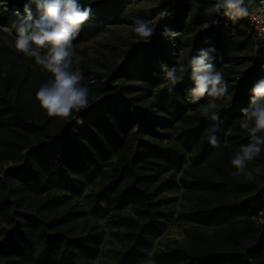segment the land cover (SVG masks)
Masks as SVG:
<instances>
[{
    "label": "trees",
    "instance_id": "trees-1",
    "mask_svg": "<svg viewBox=\"0 0 264 264\" xmlns=\"http://www.w3.org/2000/svg\"><path fill=\"white\" fill-rule=\"evenodd\" d=\"M6 1L9 9L0 12V18L5 20L9 14L16 15L15 9L22 16L25 4L29 3V0ZM122 1L79 0L85 7H91L92 17L83 25L77 40L99 31L103 21L102 8L118 18ZM210 4V0L164 1L159 11L167 10L169 14L164 19H157L156 15L158 31L154 40L130 47L123 62L113 68L106 80L102 76L99 78L105 95L93 106L74 112L56 135L50 133L51 119L42 123L37 116L27 114L20 93L14 96L11 92L12 78L8 77L3 84L0 76V129L17 131L28 139L31 136L36 139L30 140L25 152H20V163L0 167V264H27L31 261L39 264H89L88 259L100 250L103 233L96 226L78 231L80 213L75 210L57 212L56 205L65 198L48 195L35 201L34 207L22 208L23 196L19 193L43 194L61 189L81 194L98 178L101 179L99 187L88 195L91 209L107 213L113 210L111 216L118 217L127 229V243L120 264H133L146 256L153 239L164 231L168 217L162 208L160 193L163 186L169 185V180L152 188L155 173L181 168L187 150L194 148L200 155L206 152L211 147L209 137L215 134L219 139L213 128L221 121L228 122L241 115V104L250 100L251 88L264 78V41L257 38L261 45L247 75L236 84L224 77L229 83L226 96L231 99L224 108L217 110L219 120L213 121L202 113L187 114L183 116L178 134L179 144L164 142L170 136L171 117L182 115L208 97L197 104L189 103L188 90L193 86L189 74L170 93L168 87L171 85L165 81L160 65L187 64L201 48L214 47L213 63L218 68L244 47L249 38L248 28L251 36L256 37L247 18L235 22L237 31H231L232 35L224 39L218 36L216 28L224 26L228 18H223L215 10L207 12ZM30 6L36 10L34 3ZM211 21H216V25L196 28ZM90 24L94 28L88 34ZM230 24L234 26L232 21ZM167 29L176 33L172 40L189 47L187 58L178 59L173 55L174 45L164 35ZM85 30L87 32H83ZM239 34L245 36L242 38ZM116 81L123 82L114 85ZM162 83L166 85L160 88ZM157 87L153 104L142 106L135 92L146 91L149 96ZM158 106L166 114H159L154 108ZM78 119L83 123H77ZM114 156L115 161L108 169L107 163ZM182 181H185L183 176ZM186 183L194 190L216 191L220 187L219 182L206 175H197ZM240 186L249 195L215 205L206 203L182 212L181 217L211 225L229 218L245 216L250 219L253 215L264 214V185L252 181ZM126 206L134 207L133 215H123L119 211ZM252 237L253 241L240 249L159 248L154 252V259L160 264H264V219Z\"/></svg>",
    "mask_w": 264,
    "mask_h": 264
},
{
    "label": "rangeland",
    "instance_id": "rangeland-1",
    "mask_svg": "<svg viewBox=\"0 0 264 264\" xmlns=\"http://www.w3.org/2000/svg\"><path fill=\"white\" fill-rule=\"evenodd\" d=\"M164 1L168 0H123L118 18L110 16L104 8L100 10L103 21L98 32L88 36L85 39L73 41L75 52L81 57L79 68L82 72L83 79L81 86L89 89L88 105L84 109L93 106L98 99L105 93L102 90V84L99 78L102 76L106 80V76L111 74L113 68L119 66L130 47L145 43L137 38L132 32V22L134 17H140L154 22L156 32L158 24L155 17L159 11V7ZM211 4L207 12L214 11L216 0H210ZM8 2L0 0V12L8 10ZM158 5V6H157ZM167 6H170L169 4ZM167 8V7H165ZM169 8V7H168ZM15 9V14L17 13ZM34 18H38L36 10H32ZM24 14V13H22ZM8 19L0 18V76L1 82L4 84L8 77L12 78L11 92L14 96L19 92L20 99H23L25 112L37 116L38 121L44 122L51 119L50 133L56 135L59 128L67 119L60 117H50L40 107L36 99V92L39 87L52 79V74L47 70H41V66L36 64L33 57H29L20 53L15 48L16 34L11 29L13 21L18 20L17 15H7ZM225 16H223L224 18ZM216 20V19H215ZM228 22L224 26L216 28L215 32L223 39L232 35L231 31L236 32L237 27ZM216 21L210 23L205 22L203 25L196 26L197 29L206 26H215ZM83 27V26H82ZM88 30L91 32L94 26L90 24ZM195 27V26H194ZM82 29V28H81ZM83 30V29H82ZM87 30L83 32H87ZM251 29L248 28L244 47L234 52L217 70L221 71L224 77L229 79L231 84L238 83L243 79L248 71L253 67L254 56L260 43L256 37L251 36ZM243 38L242 34H239ZM154 36L150 41L154 40ZM173 43V55L178 59H185L188 56L189 47L185 44H178L173 37H168ZM149 41V42H150ZM42 53L45 50H41ZM89 53L93 54L90 58ZM264 56V47L262 49ZM75 68V65H74ZM23 80V81H22ZM123 80V79H122ZM123 81H116L113 84H119ZM125 82V81H124ZM129 82V81H127ZM166 83H162L159 87H164ZM148 96L146 91H137L135 95L142 102V106L153 104L158 88ZM229 96L217 100L218 109L224 108L225 103L229 100ZM211 99L208 97L203 103L196 107H190L189 110L182 115L171 117L169 131L170 136L164 140L165 143L179 144L178 134L181 131L183 116L192 113H201L200 106L207 103ZM155 103L160 104L155 100ZM38 105V106H37ZM249 101L241 104L240 108H246ZM160 106V105H159ZM159 110V114H164L163 110ZM41 109V112L39 110ZM82 109V110H84ZM37 115H35V114ZM41 113V114H40ZM166 114V113H165ZM31 115V116H32ZM242 114L231 118L230 121H221L218 125V136L220 146L218 148L210 147L202 155L196 149L187 150V156L181 168H170L166 172H156L154 180L151 183L152 188H156L164 180H169L166 186L162 187L160 198L163 199L162 208L168 213L166 219V227L160 236L153 239L146 256L138 258L133 264H160L154 259V252L159 249H168L170 247H186L188 249H240L244 245L253 241L252 235L256 233L258 225L263 221L264 214L253 215L248 217L229 218L228 220L218 221L211 225L191 222L181 217V213L196 209L200 205L209 203L211 205L218 204L222 201H231L241 198V196L249 195V192L242 190L241 184L246 182H258L264 185V149L255 160L250 161L247 165L248 170L259 169L255 180H249L244 176H236V171L231 164L234 154L239 150L240 145L249 142V135L246 130L240 128ZM57 132V133H56ZM36 141L33 136L28 139L25 134L0 129V167L11 166L20 163V152H25L27 145L31 141ZM23 154V153H22ZM115 161V156L107 163V168L111 167V163ZM255 174V173H254ZM197 175H206L207 177L219 182V190H194L189 183ZM182 176L185 181H182ZM101 179L98 178L94 183L85 188L81 194H73L61 189H52L43 194L34 192L19 193L23 196L22 208L34 207L35 201L44 199L48 195H57L59 198H65V201L56 205L55 210L59 213L75 210L80 213L77 218V229L83 231L91 226H96L102 233V242L99 252L88 259L89 264H120V258L127 243L125 223L120 222L118 217L111 216L113 210L107 212H95L91 209L88 195L93 189L99 187ZM172 184V185H171ZM169 186V187H168ZM248 193V194H247ZM109 209V208H108ZM123 215H133L134 207L126 206L119 210ZM6 226V223L2 222ZM2 228V227H1ZM27 264H39L31 261Z\"/></svg>",
    "mask_w": 264,
    "mask_h": 264
},
{
    "label": "clouds",
    "instance_id": "clouds-1",
    "mask_svg": "<svg viewBox=\"0 0 264 264\" xmlns=\"http://www.w3.org/2000/svg\"><path fill=\"white\" fill-rule=\"evenodd\" d=\"M32 3L36 6L38 18H34L30 6ZM252 4L253 0H216L214 10L235 23L251 15ZM261 4H264V0H261ZM23 13L21 16L17 11L19 19L13 21L9 29L15 30V48L18 52L33 57L41 70L52 74V79L39 87L36 99L48 116L64 119L72 117L74 112L79 113L88 105L89 89L81 86V57L75 52L73 41L85 22L92 17V9L82 5L79 0H29ZM168 14L167 10H161L157 19H164ZM131 28L135 36L145 43L156 32L153 21L140 17L133 18ZM164 35L171 38L176 33L167 29ZM41 50L45 51L42 53ZM214 52V47L201 48L187 64L178 63L172 67L161 64L160 68L165 81L171 85L168 87L170 93L189 74L193 85L188 90L189 103L197 104L206 96L210 97L207 103L200 106V111L205 117L218 121L216 101L228 94L229 83L213 63ZM89 56L93 58L92 53ZM250 93L248 107L241 109L242 120L239 125L247 131L249 142L240 145L231 164L236 170L233 175L255 180L259 169L248 170L247 165L259 157L264 149V78L253 85ZM77 123H83L82 119H78ZM218 129L219 126L216 125L213 133ZM209 143L214 148L220 146L215 134L209 137Z\"/></svg>",
    "mask_w": 264,
    "mask_h": 264
},
{
    "label": "built area",
    "instance_id": "built-area-1",
    "mask_svg": "<svg viewBox=\"0 0 264 264\" xmlns=\"http://www.w3.org/2000/svg\"><path fill=\"white\" fill-rule=\"evenodd\" d=\"M259 9H264V4H261V0H253L250 8L251 15L247 17V20L253 27L256 38L264 41V11H258Z\"/></svg>",
    "mask_w": 264,
    "mask_h": 264
}]
</instances>
